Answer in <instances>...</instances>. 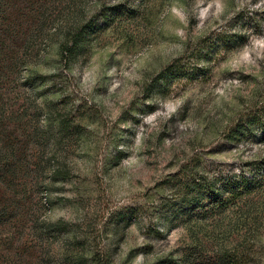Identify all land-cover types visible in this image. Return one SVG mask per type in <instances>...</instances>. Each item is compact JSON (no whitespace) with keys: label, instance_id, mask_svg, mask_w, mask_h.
<instances>
[{"label":"rangeland","instance_id":"1","mask_svg":"<svg viewBox=\"0 0 264 264\" xmlns=\"http://www.w3.org/2000/svg\"><path fill=\"white\" fill-rule=\"evenodd\" d=\"M262 107L264 0H0V264H264ZM183 168L253 190L172 218Z\"/></svg>","mask_w":264,"mask_h":264},{"label":"trees","instance_id":"2","mask_svg":"<svg viewBox=\"0 0 264 264\" xmlns=\"http://www.w3.org/2000/svg\"><path fill=\"white\" fill-rule=\"evenodd\" d=\"M79 35L73 38L70 44L65 43L61 46L62 54H74L75 48L79 39ZM177 59L166 65L160 70L156 76V82L166 81L173 74ZM176 70V69H175ZM264 107H262L251 119H247L244 124L247 129H254L257 124L264 129ZM64 120H62L63 122ZM243 128L237 130L239 134L243 135ZM239 134L231 135V139L239 138ZM262 139L264 140V132H262ZM56 178H65L66 173L61 170H57L54 174ZM167 181L174 188L177 195V199L174 203L170 204L172 211V218H192L193 216L204 217L216 211H222L233 200L241 197L242 195L249 193L253 190V187L246 179H240L239 181H228L222 183L217 175H214L210 179L204 176L194 175L189 168H183L175 172ZM221 182V183H220ZM168 214L166 213V218Z\"/></svg>","mask_w":264,"mask_h":264}]
</instances>
